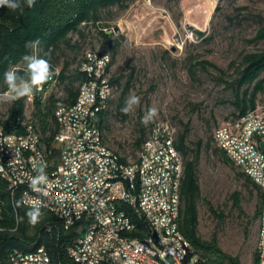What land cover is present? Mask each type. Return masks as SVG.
<instances>
[{"label":"rangeland","instance_id":"rangeland-1","mask_svg":"<svg viewBox=\"0 0 264 264\" xmlns=\"http://www.w3.org/2000/svg\"><path fill=\"white\" fill-rule=\"evenodd\" d=\"M126 5L125 9L101 10L99 22L70 33V46L60 44L52 63L62 69L66 66V79L53 93L63 94L66 83L78 87L76 71L85 50L108 53L110 74L119 84L103 128L107 145L134 161L137 138L161 122L176 136L186 131L190 157L200 141L198 234L205 240L215 237L218 246L238 257L241 264H253L258 227V219H253L255 192L237 177L234 165L225 164L213 152V133L220 124L233 120L236 97L247 88L237 87L242 57L264 51V40L253 39L264 26V0H128ZM190 24L193 35L188 38L185 26ZM99 30L113 33L109 42H104ZM195 31L204 35L195 36ZM194 60L207 61L218 70L207 65L193 67ZM129 80L130 87L123 94ZM129 94L140 96L141 103L126 114L121 109ZM255 105H264V90L256 94ZM7 106L0 99V117ZM153 107L158 115L144 125L141 119ZM235 192L241 209L230 198ZM209 205L223 212L221 221L212 217ZM249 221L252 226L246 237L244 227Z\"/></svg>","mask_w":264,"mask_h":264},{"label":"built area","instance_id":"built-area-1","mask_svg":"<svg viewBox=\"0 0 264 264\" xmlns=\"http://www.w3.org/2000/svg\"><path fill=\"white\" fill-rule=\"evenodd\" d=\"M185 27L189 38L192 36L191 24ZM102 61L111 64V56L90 49L84 51L77 68L85 77L81 82L83 106L73 113H66L62 105L59 106L60 112L68 117L69 135L67 139H59L58 147L34 146L31 142V131L37 128L32 118L33 99L39 93L46 97L56 87L58 67L52 69L51 80L34 88L32 95L26 97L23 120L19 124L9 122L19 125V134H10L0 124V170L6 173L8 190L13 198L17 193L23 194L29 208L33 203H39L42 210L62 212L68 219L69 228L79 222L87 224V213H96L92 240L81 241L78 236V241L67 248V254L74 262L142 264L149 263L146 250H162L172 264H177L175 250L163 245L162 235L158 234L156 220L152 217V209H161L167 223L172 224V230L183 235L179 227H174L178 181H182L184 173L183 158L174 145V131L163 122L150 127L154 129V138L150 141L153 164H146L142 148V159L129 163H115L112 155L99 153L91 109H106L113 96L111 74L100 73ZM213 137L216 145L262 194L256 264H264V151L260 149V144L264 143V105L220 124ZM164 146H171V153H164ZM42 149H49L52 157H59V164L44 162ZM237 154H247V164H239ZM3 159H12L14 168H5ZM41 166L45 167L49 182L44 193H35L31 189L18 191V183H29ZM159 175H167V182L159 183ZM114 198H128L132 214H139V221L149 224L150 235L139 237V227L131 225L119 209L109 206V199ZM160 198H172V205L161 206ZM98 241H106V248L101 253H94V244ZM186 241L192 255V246ZM13 255L23 264H40V255H46V252ZM196 261L197 257L192 255L191 264Z\"/></svg>","mask_w":264,"mask_h":264},{"label":"trees","instance_id":"trees-1","mask_svg":"<svg viewBox=\"0 0 264 264\" xmlns=\"http://www.w3.org/2000/svg\"><path fill=\"white\" fill-rule=\"evenodd\" d=\"M126 1L128 0H36L34 7L29 8L25 5L22 12L0 7V97L7 92V85L4 82V73L6 71L15 68L23 75L24 64L21 57L32 52L30 48L26 47L28 42L37 39L41 41L38 55L47 59L53 69L56 66L52 63V58L59 49L60 44L64 43L70 46V39L68 38L70 33H79L81 25L99 22L100 11L103 9H109L114 6H119L122 9L127 8ZM99 34L106 43L113 36V33L103 30H99ZM195 34L200 37L204 35L200 31H195ZM253 39L254 41L264 40V26L258 29ZM195 65H207L218 70L207 61L199 62L194 60L192 66L194 67ZM65 69L66 66L63 69L60 68L56 87L66 79ZM76 79L78 80V87L75 88L72 83H66L63 94H54L53 90L56 87L46 97H43L42 93L35 94L31 106L32 118L46 148L54 146L53 140L57 136L58 125L54 118L55 110L60 105L73 104L77 98L79 85L85 80L84 75L78 69L76 71ZM118 82V78L110 77L113 94L119 84ZM130 83L131 80L127 82L123 94L128 91ZM237 84L238 89L243 86L247 88L241 95L236 97L234 105L237 114L234 115L233 120L254 109L256 107V94L264 90V51L248 53L242 57ZM251 86L252 88L249 91ZM112 99L113 96L110 99L109 106L99 116V127L102 131ZM25 100L26 97L14 102H8V106L0 117V124L7 130L14 131L19 128L18 125H10L9 122L12 120L13 124V120L16 117H23ZM147 134L144 135L142 132V135L137 138L135 145L138 148V152ZM186 134V131H182L177 136L174 133L175 148L181 154L184 162V173L180 187L179 229L184 238L190 242L192 255L197 257V261L194 264H241L238 257L227 254L218 246L215 237L211 240H205L198 234V203L201 200V192L198 184L197 164L201 142L197 143V147L192 151V157H190L189 153L191 151L186 145ZM213 142L216 146L213 152L225 164L234 165L225 152L216 145L214 137ZM236 169L237 177L244 180L245 185L250 187L252 194L255 192L257 209L253 219H258L260 206L263 201L262 194L244 172L237 167ZM230 198L234 207L241 209L239 193H233ZM17 202H19V206H17ZM125 206L123 204L119 205L123 210L125 208L126 213L139 227V237L142 238L146 235L145 225L141 221H136L137 218L130 212V208ZM28 209L22 204L19 193L14 198L11 196L7 182L0 177V264H11L8 257L11 251L32 252L40 246H43L48 252L51 257V264H77L68 256L67 248L81 234L80 231L82 230H79V228L83 227L84 223L79 222L65 229L62 222L53 213L42 210L44 213L42 220L35 226H31L25 215ZM208 210L217 221L223 219L222 211L217 212L211 205L208 206ZM19 218L23 219L20 220ZM251 226L252 221L245 224L244 234L246 237L250 235ZM192 255L190 254V258H192ZM257 259L258 251L256 245L253 254V264H256Z\"/></svg>","mask_w":264,"mask_h":264},{"label":"bare ground","instance_id":"bare-ground-1","mask_svg":"<svg viewBox=\"0 0 264 264\" xmlns=\"http://www.w3.org/2000/svg\"><path fill=\"white\" fill-rule=\"evenodd\" d=\"M193 35V33H192ZM196 36V34H194ZM100 73L101 74H109L110 73V61H102L100 63ZM83 106V87L80 84L78 88L77 98L71 105H63L62 108L66 110V113H73L76 109H82ZM106 109H91V120H94V131L96 132V139L98 145V152L102 154H110L115 159V163H129L124 159L122 155H120L117 151L111 149L104 139V133L102 129L99 127V116ZM54 118L58 125L57 136L54 138L53 147H58L59 139H67L69 135V122L68 117L63 115L60 112L59 107L54 112ZM7 120V119H6ZM23 120V117H16L13 120V124H19ZM19 126V125H18ZM16 127V126H15ZM17 128V127H16ZM10 134H19V128L14 131H10ZM154 138V129L150 128L147 134L146 139L142 143V150L145 156L146 164H153V153H151V145L150 141H153ZM31 142L34 146H44L41 134L37 130V128H33L31 131ZM142 150H139L136 159H142ZM164 153H171V146H164ZM41 158L44 162H50V164H59V157H52V153L49 152V149L41 150ZM237 162L239 164H247V154H237ZM3 166L5 168H14V161L12 159H3ZM0 177L6 181V173L4 170H0ZM167 175H159V183H166ZM182 181H178V194L176 195V211H175V220L174 227L178 226V218H179V208H180V187ZM29 183H18V191H30L28 187ZM11 196L12 193L10 192ZM16 195V194H15ZM21 198V202L25 207H28L26 197L23 194H19ZM13 197V196H12ZM120 204L126 205L125 207L130 208L131 205L128 198H114L109 199V206H114L115 209H119L122 213V216L125 218H129L131 225H136L135 222L131 219V217L124 210L119 207ZM161 206L172 205V198H160ZM123 207V206H122ZM29 208V207H28ZM127 209V208H126ZM45 211L53 213L63 224L65 229L69 228L68 219L62 212L56 211L55 209H47ZM128 212V211H127ZM137 220L139 221V214H133ZM152 217L153 220H156L157 231L159 235H162L163 245L166 248L171 250H175V254L177 256V264H191L192 258H190V246L187 243L186 239L183 235L178 234L176 231L172 230V224L167 223V217L162 216L161 209H152ZM96 222V213H87V224H83L80 228L79 239L81 241H89L92 240V232H93V224ZM146 229V235H150V227L149 224L143 223ZM78 241V237L75 242ZM106 248V241H98L94 244V253H101L103 249ZM46 252V255H40V264H51V257L43 246L36 248L32 252H23L20 250H14L13 253L15 255L20 256H31L40 252ZM13 253H10L9 261L11 264H23L22 261L16 259ZM146 258L149 260V263L152 264H172L170 258H166L165 254L162 250H146ZM77 264H81V262H76ZM142 263V264H149ZM104 264H114V261H106Z\"/></svg>","mask_w":264,"mask_h":264},{"label":"clouds","instance_id":"clouds-1","mask_svg":"<svg viewBox=\"0 0 264 264\" xmlns=\"http://www.w3.org/2000/svg\"><path fill=\"white\" fill-rule=\"evenodd\" d=\"M35 3L36 0H0V7L22 12L25 5L31 8L35 6ZM40 45L41 41L39 39L26 44V47L30 48L32 52L31 54H24L21 57L24 64L22 69L23 75L15 68L4 73L7 92L0 99L7 102H14L24 97H30L34 88H38L52 79L53 71L50 62L38 55ZM140 103V96L129 94L125 99L124 107L121 111L126 114L133 112L140 106ZM157 115L158 109L155 107L150 108L142 117L141 123L147 125ZM46 186H49L48 176L45 167L41 166L37 169V175L30 178L28 187L35 193H44ZM17 206H19V202H17ZM25 215L31 226L38 224L44 217L42 207L39 203H33ZM19 219L22 220L23 218Z\"/></svg>","mask_w":264,"mask_h":264},{"label":"water","instance_id":"water-1","mask_svg":"<svg viewBox=\"0 0 264 264\" xmlns=\"http://www.w3.org/2000/svg\"><path fill=\"white\" fill-rule=\"evenodd\" d=\"M260 149L264 151V143L260 144Z\"/></svg>","mask_w":264,"mask_h":264}]
</instances>
